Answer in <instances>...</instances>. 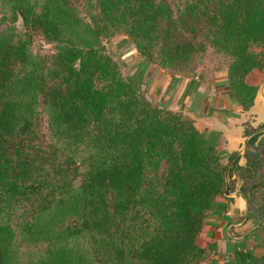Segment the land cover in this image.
<instances>
[{
	"label": "trees",
	"instance_id": "1",
	"mask_svg": "<svg viewBox=\"0 0 264 264\" xmlns=\"http://www.w3.org/2000/svg\"><path fill=\"white\" fill-rule=\"evenodd\" d=\"M83 4L97 11L89 16L92 24L82 48L66 35L72 20L68 24L63 20L67 11L62 8L36 12L20 2L9 16L11 24L20 17L25 35L39 33L57 44L50 57L33 59L26 39L11 27L0 31V216L20 201L33 200L34 219L50 210L54 199L59 203L71 199L68 215L79 222L66 228L67 235L89 238L94 264L209 261L221 235L199 247L196 241L203 227L224 223V235L227 225L244 216L239 217L232 204L236 198L223 196L226 165L213 138L209 141L187 113L149 102L132 79L140 59L181 72L190 56L211 49L227 61L205 78L224 74L235 104L249 108L256 89L245 84V77L264 68V0H83ZM114 31L127 35L136 53L125 62L137 63L135 71L125 76L98 42ZM198 37L201 41L195 42ZM43 107L66 130L76 132L78 142L95 148L85 169L40 133L41 113L36 108ZM257 128L248 125L244 136ZM256 137L246 143L245 150L250 151L245 165L239 167L236 158L227 178L230 190L231 176L240 172L237 192L247 200L248 221L258 215V223H264V138L254 147ZM237 198L244 208L243 199ZM260 228L264 232V225ZM30 229L34 239L37 235L46 239L47 228ZM229 235L239 236L233 229ZM12 239L9 226L0 223V264H8ZM255 240L251 251L234 250L232 264H255L264 255V234Z\"/></svg>",
	"mask_w": 264,
	"mask_h": 264
},
{
	"label": "rangeland",
	"instance_id": "2",
	"mask_svg": "<svg viewBox=\"0 0 264 264\" xmlns=\"http://www.w3.org/2000/svg\"><path fill=\"white\" fill-rule=\"evenodd\" d=\"M166 1L171 2V0ZM20 2H22V4L27 2L28 6H32L36 12H41L46 8L51 12L55 9L60 11V8L66 10L67 13L64 12V15L67 17L63 18V20L67 24L69 22V18L72 20L69 28H67V32L70 35H66L69 36L68 38H70V40L78 47L82 48L84 45H86L88 31L92 24L89 16L96 14L97 10L95 9V6L91 10H87V7L83 4V0H0V18L2 17V19H0V31H4L6 28L11 27L15 33L21 36L20 38L26 39L27 49L33 59L52 56L56 52L57 44L45 41L39 33L31 32L30 34L25 35L27 32L20 22V17H17L13 24L9 22V16H12L13 11L15 10L14 7ZM199 41H201L200 37L195 40V42ZM98 42L105 55L113 59V61L117 64L122 76H125L128 72H133V70L135 71L134 66L137 63H125L128 60L134 58L136 55L132 46L133 43L127 35L114 31L109 36L102 35L98 39ZM61 44H65V41L63 40ZM204 44L206 45V42H204ZM226 61V58L221 57L218 54L216 55L211 49L206 48L202 55L201 53H196L190 56L187 61L182 63V68L180 69L181 72L159 67L158 65L150 63L148 60L142 59V61L138 60L140 65H136L140 67L139 73L136 75L134 74L132 80L138 83L140 91L148 97L147 100L149 102H155L160 106L163 105L162 107L167 109V107L162 104L163 101H161V99L157 100L158 97L153 94L154 89L152 80L156 79L154 77L156 70L159 69L160 72H163L164 74H174L175 71L174 75L185 79H191L190 76L194 75V77L197 78V84L199 83L201 85L200 88L202 90V93L197 96L198 107L200 108H198V114L200 117V114L202 113L203 109L206 108L208 101L211 100V94L213 95L215 93V95H217L218 93H216L215 89L222 85L220 82L213 83L211 81L212 78L207 80L204 74H209V70H220V68L226 65L224 64ZM153 66L155 68L154 73L153 70L150 71V68L152 69ZM263 82L264 68L260 71L252 70L245 77V84L249 87L255 88V94L258 91L259 85H261ZM218 95H220L219 98L222 99V101L220 99L221 103L218 104L215 97L214 101H209V103L212 105H210L211 108L205 111V116L203 115V117L199 118L198 116H192L188 114V116H190V118L193 120L194 125L197 126L198 130H201L203 127L208 128L210 123L206 118H217L220 120L222 119L221 117L224 119V117L226 118L231 116L236 119L235 124L240 123L245 126L248 125L249 122H255L254 116L242 117L236 115L233 112L229 102L234 101V98L231 94L228 95V97L225 93ZM180 105L181 104L179 103L177 107L180 108ZM249 108L240 110L247 111ZM36 109L39 111V113H41L39 115L41 119L39 128L41 131L40 133L43 134L48 143H50L63 155L72 156L77 162H82L84 164L82 165V169H85V160H88L94 156L95 148L93 146H85L82 141L78 142V138L76 137L77 133L66 130L50 109L45 107L42 109ZM171 111L182 112L180 109ZM229 124H231V122H229ZM201 132H203V135L209 141L211 138H213L216 144V150L219 151L222 156V164L226 165L229 155L235 150L234 147L232 149L231 147H228L225 144L224 139L221 138L217 132H212L209 130L208 132L211 133L205 132L204 130H201ZM263 138L264 137L257 141L255 145L253 144V146L257 147L258 143ZM249 151V148L247 151L244 149L243 156L245 157L247 152L249 154ZM240 177V172H236L231 176V193L237 192L239 188ZM74 186L76 187L77 183H75ZM53 199L54 197L50 200V202ZM236 199L232 204L236 205L238 208L237 211L240 212L239 217L242 218L244 208L242 202ZM35 202L36 201L33 200L29 202L20 201V203L14 205L10 212L1 213L0 223L2 225L9 226V229L13 234V239L10 242V247L8 249L10 254L8 264H94L92 256L93 243L89 240V238L86 235H80L77 237H70L67 235L68 233L66 228H71L72 225H76L79 222L75 216L68 215V210H70V207H73L72 200L66 199L62 203H59L57 199H54V203L52 204L50 210L42 213L34 219H31L34 214L33 212L35 209ZM255 205L256 204H254V206ZM260 220L261 218L257 215L255 220L247 221L244 227L236 228L235 233L240 234L243 232V228L248 229L256 223L258 224ZM219 226L221 227L222 224ZM32 227H35L39 230L47 228L48 234L46 233V239L40 238L41 236L39 235H37L39 237L38 239H34L35 236H31L29 234V230H33L30 229ZM211 228L215 229L216 227L211 226ZM202 241L200 239L198 244L200 245ZM262 245L264 248V244Z\"/></svg>",
	"mask_w": 264,
	"mask_h": 264
},
{
	"label": "crops",
	"instance_id": "3",
	"mask_svg": "<svg viewBox=\"0 0 264 264\" xmlns=\"http://www.w3.org/2000/svg\"><path fill=\"white\" fill-rule=\"evenodd\" d=\"M139 69H140V67L138 68L135 75L139 73ZM152 70L154 73L155 72L154 66L152 69L150 68V71H152ZM154 77L156 79L152 80L153 89H154L153 94H155V96L158 97L157 100L161 99V101H163L162 104H164L167 107V109H170V110L180 109L187 114L199 117V114H198V108L199 107H198L197 96H199V94L202 93V90L200 88L201 85L199 83L197 84V81H196L197 78L194 77L192 79H185V78H179L178 76L170 77V76H167L166 74H164L163 72H160L159 69L156 70V74ZM211 81L213 83L220 82L222 84L221 86H218L217 89H215L216 93H218V94L225 93L227 95V97H228V95H230L226 90L224 74H221V75L216 76V77L215 76L212 77ZM218 94L217 95H215V93L213 95L211 94V96H210L211 100H209V101H214V97H215V99L217 100V103L218 104L221 103L222 99L219 98L220 95H218ZM220 99H221V101H220ZM209 101H208L206 108H204L202 113L200 114V117H203V115L205 116V114H206L205 111L207 109L211 108L210 105H212V104H210ZM229 102H230V107L232 108L233 112L236 115L242 116V117L254 116L255 122H249V124H248L251 128H257L261 125H264V108H263V120L259 123L257 115H255V114L243 115L240 113L241 108H239L235 104L234 101L233 102L229 101ZM179 103L181 104L180 108L177 107ZM221 118L222 119H220V120L217 118H215V119L206 118L210 124H209L208 128L203 127L201 130H204L205 132H208V130H209L212 132L214 131V132L219 133L220 137L224 139L225 144L228 147H231V149L234 147V149H235L234 152H236L239 148V143L236 141V139H231V141H228V137L226 135L220 133L217 129L214 128V126L222 125L226 128L227 131L238 132V136L240 138H243V137H245L244 131L248 125L245 126V125L240 124V123L235 124L236 119H234L231 116L226 117V118L224 117V119H223V117H221ZM229 122H231V124H229ZM206 129H207V131H206ZM208 133H211V132H208ZM221 224H222V226L220 227L219 225H221ZM245 224L242 227H244ZM219 225L215 229L211 228L210 225L203 227V229H202V231H201V233H200V235L196 241L197 245H199L198 242L200 241V239H201V241L203 240L199 246L205 247L210 243L212 236L214 237L218 234L221 235V238L219 240H217L216 244H215V254L210 255L209 261H205L202 264H211V262H214L215 264H232L234 250L235 251H240V250L244 251L245 249H248L250 251L253 250L252 245L254 243H256V240H255L256 237L261 238V234H264L262 228H260V229L258 228V230L254 234L255 236L252 234L247 239L244 238L240 241H235V240L229 239L226 236L225 228H224V235L221 234L224 223H220ZM218 227H220V228H218ZM239 228H241V227H239ZM231 229H233V232L235 235L240 236V235L244 234L249 228L248 229L243 228V232H241L240 234L235 233L236 228H231ZM224 236H226V237H224ZM239 236H232V237H239ZM202 237H203V239H202ZM256 248H259V245H257Z\"/></svg>",
	"mask_w": 264,
	"mask_h": 264
},
{
	"label": "water",
	"instance_id": "4",
	"mask_svg": "<svg viewBox=\"0 0 264 264\" xmlns=\"http://www.w3.org/2000/svg\"><path fill=\"white\" fill-rule=\"evenodd\" d=\"M263 108H264V82L258 87V91L253 98L251 108L248 111H240V113L243 115L255 114L258 116V122L260 123L263 120ZM214 128L217 129L220 133L226 135L228 137V141H231V139H236V141L239 143L238 150L235 152L233 157L230 158V160L227 162L225 169H224V192H223V196L226 198L240 197L243 199V202H244L243 219L238 223H234V224L232 223V224H229L225 227V234L229 239H232L235 241H240V240L246 238L253 230L259 228L260 226H263L264 223H258V224L253 225L244 234L240 235L239 237H232L229 235V230L231 228L242 227L247 222L248 215H249V209H248L247 200L245 199V197L241 193H239V192L230 193L229 183H228V178H227L228 168H229L230 164L236 158H238L237 165L239 167L244 166L245 159H244L243 153H244V149L246 147V143L248 142V140L251 137L257 136L256 140L254 142V145H255V143L257 141H259L262 137H264V127L249 133L248 135H246L243 138H240L238 136V132L227 131L226 128L222 125L214 126ZM263 260H264V255L262 257H260L255 264H260Z\"/></svg>",
	"mask_w": 264,
	"mask_h": 264
},
{
	"label": "flooded vegetation",
	"instance_id": "5",
	"mask_svg": "<svg viewBox=\"0 0 264 264\" xmlns=\"http://www.w3.org/2000/svg\"><path fill=\"white\" fill-rule=\"evenodd\" d=\"M263 127H264V126H262L261 128H263ZM257 129H260V128H257ZM257 129H256V130H257ZM251 227H252V226H251Z\"/></svg>",
	"mask_w": 264,
	"mask_h": 264
}]
</instances>
